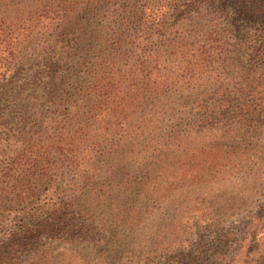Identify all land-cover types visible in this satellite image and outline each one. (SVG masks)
Listing matches in <instances>:
<instances>
[{"label": "trees", "instance_id": "trees-1", "mask_svg": "<svg viewBox=\"0 0 264 264\" xmlns=\"http://www.w3.org/2000/svg\"><path fill=\"white\" fill-rule=\"evenodd\" d=\"M202 1L0 0V119L22 106L0 137V264H67L87 248L93 264L113 250L125 264H229L221 218L264 175V0H232L262 25L242 72L232 28ZM194 10L198 25L166 23ZM18 47L43 68L15 87L23 75L1 67ZM202 190L218 193L192 198ZM236 239L242 262L264 264V204Z\"/></svg>", "mask_w": 264, "mask_h": 264}, {"label": "rangeland", "instance_id": "rangeland-1", "mask_svg": "<svg viewBox=\"0 0 264 264\" xmlns=\"http://www.w3.org/2000/svg\"><path fill=\"white\" fill-rule=\"evenodd\" d=\"M155 2L157 3V1ZM210 2L211 3L202 1L199 5L196 6H198L199 10L204 13V16L214 18L215 21L220 24V26L229 25L232 28L233 32L231 34V37L228 39L234 44V66L230 70L234 69V71L242 72L249 68L250 64L252 63L253 52L259 42V40L257 39V34L261 32L262 25L260 22H250L246 19L244 20L243 18H236L237 10L234 9L232 0H212ZM114 7L117 8L118 5H115ZM114 7H111V10ZM199 13L194 10L192 15H189V13L169 15L166 20V23L174 25H181L185 23L198 25ZM235 18L237 19V21ZM91 21L94 23V25H105L108 22V18L106 17V15L99 13L98 15L92 17ZM235 21L238 22V24L240 25L239 29L237 30L235 29ZM247 36H249V38ZM17 38L20 42L25 41V33L21 29H19L18 31ZM29 54L30 53H28L27 51L18 47L17 50L14 52V56L9 54V52L8 56H4V58H7V60L3 63V67H1V70L7 71L9 68L15 67L16 69H18V74L23 75V77H19L20 79L17 81L15 87H18L22 84V82H24L23 78H25L27 74L35 73L43 68L39 65L38 61H31L29 63L26 62L23 57H26ZM15 56L17 57V59H15ZM21 58L23 59L19 63V59ZM21 109L22 106L18 105L12 106V108H4V118L0 119V137H5V132L8 129V126L6 127V124L4 122L8 120L10 115L17 116V114L21 112ZM13 123L14 122L11 123V126ZM13 127L14 126H12L10 129H12ZM259 129L264 131V124H262ZM206 183L207 182H205L204 185H206ZM205 188L206 187H204V189ZM199 192H204L205 195L193 193L192 198L198 199L197 201L203 199H213L217 196L218 193L216 191H213L210 193L211 196L207 197L208 194L205 192V190ZM250 192L251 195L248 198L246 207L241 208L240 210L236 211V213L227 216H222L221 218L223 221L224 228L232 233L231 236H234L232 240H230V242L222 249V256L225 257L226 262H228L229 264H246V262H242L243 257L241 254H239V256L235 255L240 245L239 241L236 238H239V232L242 230V227L244 226L245 222L256 213V211L260 208L262 204H264V175L263 178L258 181V184H256L255 187L250 190ZM10 226L11 224H8L7 226L3 225V231L2 233H0V238H5L7 236ZM200 234L203 235L204 238L207 240H211L213 236L212 232L210 231H202ZM197 238H199L198 234H194L193 240ZM205 242H208L209 246H212L213 249L216 248V243H212L210 241ZM211 250L212 249L210 248L207 254H210L212 252ZM21 252L22 251H20L19 253ZM92 255V251L88 250L87 248L81 251L82 259H76L75 256L65 255L64 258L66 259L62 260V262H66L67 264H93L95 260L91 262ZM126 256H128V254L124 253L123 250H113L112 256L106 264H125L127 262ZM27 260V253L25 255L24 253L21 255L19 254L20 264H26ZM159 261L163 264L166 263L164 258L160 259ZM59 262L61 263L60 260Z\"/></svg>", "mask_w": 264, "mask_h": 264}]
</instances>
